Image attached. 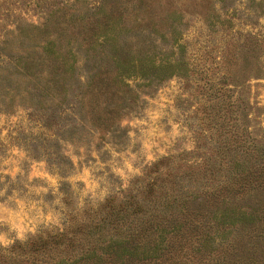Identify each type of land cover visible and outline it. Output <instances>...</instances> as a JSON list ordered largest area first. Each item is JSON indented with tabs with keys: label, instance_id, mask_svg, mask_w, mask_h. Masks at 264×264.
Masks as SVG:
<instances>
[{
	"label": "rangeland",
	"instance_id": "rangeland-1",
	"mask_svg": "<svg viewBox=\"0 0 264 264\" xmlns=\"http://www.w3.org/2000/svg\"><path fill=\"white\" fill-rule=\"evenodd\" d=\"M64 2L65 15L83 12L87 26L98 24L106 14L117 18L122 13L120 23L131 27L149 7V0ZM98 3L101 13L92 11ZM60 4L61 0H0L3 252L9 253L15 243L14 254L27 255L35 236L75 229L68 223L88 220L93 209L105 206L106 198L119 196L134 180L163 179L166 173L187 166L189 171H200L204 163L220 167L222 173L228 161L252 168L264 161V0H159L151 18L162 36L148 34L147 29L143 35L135 27L123 29L116 42L122 54L129 47L131 54L142 50L153 54L154 61H178L164 78L146 79L130 71L125 77L132 86L128 99L112 94V87L96 97L86 96L84 111L89 120L108 115L103 98L119 103L112 117L122 125L120 140L106 127L87 125L72 133L58 128L52 139L28 110L30 100L18 96L17 85L21 87L23 81L17 84L10 59L17 49L30 50L43 35L25 26L39 23ZM72 22L73 18L68 25ZM75 35L78 40L81 34ZM154 162L158 164L150 168ZM211 231L214 239L219 238L217 233L224 240L231 237L221 227ZM79 247L59 252L77 254Z\"/></svg>",
	"mask_w": 264,
	"mask_h": 264
},
{
	"label": "trees",
	"instance_id": "trees-1",
	"mask_svg": "<svg viewBox=\"0 0 264 264\" xmlns=\"http://www.w3.org/2000/svg\"><path fill=\"white\" fill-rule=\"evenodd\" d=\"M61 1L39 23H27L25 28L43 35L30 50L17 49L10 59L17 84L23 81L21 87L17 85L18 96L30 100L28 110L52 139L58 128L72 133L87 125L106 127L120 140L122 125L112 117L119 103L103 98L108 115L89 120L85 99L88 94H103L107 87L128 99L132 86L125 77L130 71L146 79L172 74L178 59L154 61V55L143 50L135 55L128 47L122 54L116 46L118 34L131 27L141 35L147 29L148 34L162 36L151 18L159 0H149V7L131 27L120 23L122 13L117 18L106 14L98 24L87 26L83 12L69 11L66 16L61 10L67 7L66 0ZM100 4L92 11L103 12ZM75 34H81L78 40ZM107 47L111 53L101 50ZM217 155L223 158L222 153ZM228 163L222 173H218L220 167L204 163L200 171H189L187 166L166 173L163 179L134 180L119 196L106 198L105 206L93 209L88 220L68 223L75 229L65 227L35 236L27 255L14 254L15 243L9 253L1 248L0 264H264V161L253 168ZM238 201L253 204L246 207ZM219 227L230 232L228 240L219 233L214 239L211 229ZM79 245L77 254L59 252Z\"/></svg>",
	"mask_w": 264,
	"mask_h": 264
}]
</instances>
